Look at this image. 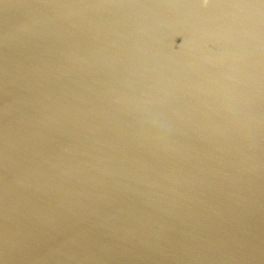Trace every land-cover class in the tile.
Returning a JSON list of instances; mask_svg holds the SVG:
<instances>
[{"label":"water","instance_id":"water-1","mask_svg":"<svg viewBox=\"0 0 264 264\" xmlns=\"http://www.w3.org/2000/svg\"><path fill=\"white\" fill-rule=\"evenodd\" d=\"M0 264H264V0H0Z\"/></svg>","mask_w":264,"mask_h":264}]
</instances>
